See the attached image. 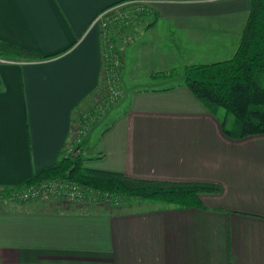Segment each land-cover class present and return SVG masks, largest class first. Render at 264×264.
Masks as SVG:
<instances>
[{
  "label": "crops",
  "instance_id": "crops-1",
  "mask_svg": "<svg viewBox=\"0 0 264 264\" xmlns=\"http://www.w3.org/2000/svg\"><path fill=\"white\" fill-rule=\"evenodd\" d=\"M127 1L137 0H0V42L42 57L0 56V187L53 165L76 142L80 108L102 78L93 21ZM142 1L152 8L150 37L137 52L152 55L144 80L133 70L132 83L230 57L250 7V0ZM173 80L132 90L123 112L86 139L83 165L219 191L201 194L199 207L0 202V264H264V133L226 136Z\"/></svg>",
  "mask_w": 264,
  "mask_h": 264
},
{
  "label": "trees",
  "instance_id": "trees-1",
  "mask_svg": "<svg viewBox=\"0 0 264 264\" xmlns=\"http://www.w3.org/2000/svg\"><path fill=\"white\" fill-rule=\"evenodd\" d=\"M0 56L27 60L42 58L38 53L8 42H0ZM151 77L180 78L181 83L218 119L223 133L230 138L264 133V0H250L238 45L230 57L188 65L181 70L155 72ZM221 109L224 114L219 111ZM77 140L53 165L34 172L18 185L0 187V194L8 195L45 180L62 179L78 185L84 192L94 193L97 200L107 198L118 204L133 201L199 207L202 205L201 194L219 191V186L213 183L132 178L119 172L86 168L83 165L86 139Z\"/></svg>",
  "mask_w": 264,
  "mask_h": 264
},
{
  "label": "rangeland",
  "instance_id": "rangeland-1",
  "mask_svg": "<svg viewBox=\"0 0 264 264\" xmlns=\"http://www.w3.org/2000/svg\"><path fill=\"white\" fill-rule=\"evenodd\" d=\"M151 7L142 0L127 1L112 6L102 12H100L93 21V26H96L101 37H106L112 45V55L108 61H105L107 69H102V78L99 81L97 88L93 91L92 95L81 106L79 116L83 118L82 121L78 120L75 129V138L91 139L94 133L104 123L111 122V119H115L126 107L127 96L134 89H142L155 86H169L174 83V78L170 80L159 81L156 83L138 82L132 83L130 78V72L134 70L135 73L140 71V79L144 80V75L147 73V68L144 58L151 56V53L140 54L137 52L138 47L144 48L150 37L147 33V23L150 20ZM100 36V34H99ZM100 37V39H101ZM116 62L117 64H113ZM140 65V68L138 66ZM182 68H178L181 70ZM138 70V71H137ZM113 71L115 78L110 81V74ZM106 77V80L104 79ZM142 80V81H143ZM107 81V82H106ZM112 89L117 94H112ZM224 114V110H219ZM58 181H64L69 183L68 180L53 179ZM48 181V180H45ZM45 181L37 184L29 185L28 187L39 185ZM11 195H1L0 202L3 203H21L10 197ZM86 197V193H85ZM53 199L69 201V202H98V200H82L73 198L66 199L65 196L60 198L50 197L47 200H35L28 202H46ZM101 203L107 206L112 205L111 201H102ZM119 204H122L119 202Z\"/></svg>",
  "mask_w": 264,
  "mask_h": 264
},
{
  "label": "built area",
  "instance_id": "built-area-1",
  "mask_svg": "<svg viewBox=\"0 0 264 264\" xmlns=\"http://www.w3.org/2000/svg\"><path fill=\"white\" fill-rule=\"evenodd\" d=\"M101 37V33H100ZM101 50L103 52V69H107V65L105 64V61L107 62L108 59H110L112 55V45L111 42L106 37H101ZM2 60V59H0ZM113 64H117L114 62ZM112 74L110 76V81H113V78H115V73L113 71H110ZM106 80V77H104ZM107 82V81H106ZM112 94H117L112 89ZM86 193V197H85ZM10 197L12 199L19 201V202H26V201H35V200H47L50 197L54 198H60L61 196H65L66 199H82V200H97V196L94 193H90L89 191H83L78 185H75L71 182L67 183L64 181H58V180H48L45 181L39 185H36L35 187H26L22 188L16 191H13L10 193ZM100 202L108 201L107 198H104L102 200H98ZM117 204V203H115Z\"/></svg>",
  "mask_w": 264,
  "mask_h": 264
}]
</instances>
